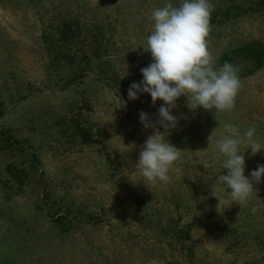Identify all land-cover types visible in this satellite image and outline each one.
I'll return each mask as SVG.
<instances>
[{
	"label": "rangeland",
	"instance_id": "374dc122",
	"mask_svg": "<svg viewBox=\"0 0 264 264\" xmlns=\"http://www.w3.org/2000/svg\"><path fill=\"white\" fill-rule=\"evenodd\" d=\"M169 2L181 0H0V132L11 138L0 135V264H264V178L246 204L220 188L217 211L212 195L227 174L219 123L264 142V65L230 62L241 82L232 111L193 112L179 98L168 182L135 171L146 139L165 131L139 113L155 123L163 102L127 92L151 63V14ZM210 3L216 67L264 45V0ZM245 156L246 176L264 164V151Z\"/></svg>",
	"mask_w": 264,
	"mask_h": 264
},
{
	"label": "clouds",
	"instance_id": "9594fccd",
	"mask_svg": "<svg viewBox=\"0 0 264 264\" xmlns=\"http://www.w3.org/2000/svg\"><path fill=\"white\" fill-rule=\"evenodd\" d=\"M211 11L210 0H181L178 5L169 2L151 14L153 30L142 46L151 55V63L141 69L142 80L131 83L127 92L129 101L146 94L153 106L157 101L163 102L155 123L148 113H139L144 128H156L158 124L165 130L163 133L157 130L146 139L134 164L135 171L148 185L168 182L170 169L179 158L181 151L167 136L179 119H186L183 114L179 118L172 114L181 96L187 99V107L193 112L203 109L219 113L234 109L241 86L238 69L229 62L215 66L208 50ZM219 127L223 128V134L214 143L223 157L222 168L227 174L214 176L212 183V195L218 200L217 211L221 204L218 189H226L235 204H246L255 189L254 182L258 184L264 178V164L257 165L249 176L245 175L246 151L250 150L253 156L264 151V142L257 138L256 129L249 127L241 131L230 122L219 123Z\"/></svg>",
	"mask_w": 264,
	"mask_h": 264
},
{
	"label": "trees",
	"instance_id": "16d2710c",
	"mask_svg": "<svg viewBox=\"0 0 264 264\" xmlns=\"http://www.w3.org/2000/svg\"><path fill=\"white\" fill-rule=\"evenodd\" d=\"M236 58L251 60L255 63L256 68H260L264 65V45L259 42H252L250 44L229 51L222 55V57L220 58V64L223 65V63L225 62L230 63ZM0 135L5 136L7 139H11L5 132H0ZM82 135L84 138H86L85 141L90 137V134L86 131H83Z\"/></svg>",
	"mask_w": 264,
	"mask_h": 264
}]
</instances>
